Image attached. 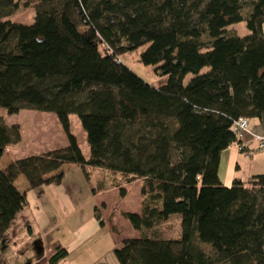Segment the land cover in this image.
Here are the masks:
<instances>
[{
    "label": "trees",
    "instance_id": "trees-1",
    "mask_svg": "<svg viewBox=\"0 0 264 264\" xmlns=\"http://www.w3.org/2000/svg\"><path fill=\"white\" fill-rule=\"evenodd\" d=\"M18 7L0 0V108L54 114L67 146L0 169V258L26 205L17 178L59 185L61 168L76 165L142 181L140 213L122 214L141 235L113 251L118 264H264V175L224 187L218 174L221 154L241 143L234 121L256 119L264 134V0H40L31 25L6 20ZM243 22L249 35L228 32ZM144 46L139 61L164 79L158 87L119 61ZM19 142L0 118V159ZM174 215L179 239L144 235ZM67 256L54 243L33 264Z\"/></svg>",
    "mask_w": 264,
    "mask_h": 264
},
{
    "label": "rangeland",
    "instance_id": "rangeland-1",
    "mask_svg": "<svg viewBox=\"0 0 264 264\" xmlns=\"http://www.w3.org/2000/svg\"><path fill=\"white\" fill-rule=\"evenodd\" d=\"M39 1L14 0V2L19 3V7L6 20L15 24L31 25L34 21L35 7ZM227 30L240 37L249 35L244 22L234 24ZM262 30L264 32V24ZM146 47L119 56V61L146 84L158 87L164 79L155 74L154 67L145 66L139 61V56ZM100 49L103 51L102 47ZM190 79L191 76H187L184 84H187ZM0 118L7 126H18L21 132V142L6 148L3 158L0 160V167H5L9 162L15 160L39 156L60 149L61 144L64 147L67 146V137L57 117L52 113L23 110L18 114L9 115L5 109L0 108ZM69 122L71 135L76 139L83 156L88 159L89 147L86 134L78 118L70 116ZM61 139L63 142H60ZM234 152L239 154L240 151L235 149ZM242 157L245 158V156ZM250 160L247 157L243 161L234 162V170L239 171V177L245 181L251 177L252 174L249 173L254 167V163H250ZM71 167L61 169L65 179L60 186L46 185L41 188L43 193L40 200H37L36 197L39 190L27 192L26 207L8 231L9 255L4 254L0 258V264H33L46 257L48 253L47 249L44 253L42 252V256L38 257L39 250L41 248L43 250L44 247L48 248L54 243H59L68 252L67 258L59 264H96L99 261H101L99 264H118L112 255L113 247L108 248L110 235L107 234V227L99 228L100 225L98 222L96 225L93 217L94 207L98 204L101 205V203L108 204H106V210L101 216L103 223H107L115 230L119 242L127 238L140 237L141 232L132 229L122 214L133 213L134 209L138 207L140 199L142 203V197L139 193L142 186L136 184L127 189L125 185L131 182L126 177L103 169L97 170L100 174L98 176L101 177L99 183L95 181L97 176H94L95 179L90 178V181L87 182L86 174L81 168H79L81 170H76ZM92 169L94 168H85L88 175L92 173ZM78 171L80 178L77 177ZM95 174L93 173V175ZM103 176L105 177L103 178ZM220 177L224 187H231L232 182L226 185L225 182H222L225 181V155L221 159ZM24 182L26 184V180L20 176L15 186L22 190L24 189ZM105 186H109V188H105ZM102 187L108 191L106 195L101 193L100 196H92V189H102ZM124 197L125 199L122 200ZM31 219L34 225V234L29 233L26 229L30 226L29 221ZM80 226L82 231L77 230ZM97 228L99 229L95 233ZM74 231L76 234L73 233ZM180 232V216L174 215L168 221L156 225L151 230L144 231V235L167 240L179 239ZM78 234L79 236H76ZM87 234L90 237L85 238ZM14 242L18 244L15 248H13Z\"/></svg>",
    "mask_w": 264,
    "mask_h": 264
},
{
    "label": "crops",
    "instance_id": "crops-1",
    "mask_svg": "<svg viewBox=\"0 0 264 264\" xmlns=\"http://www.w3.org/2000/svg\"><path fill=\"white\" fill-rule=\"evenodd\" d=\"M253 134H256V135H261V134H263V131H262V127H261V125H260V123H259V121L258 120H250L249 121V133H246L244 136H243V139L241 140V145H242V147H243V151L242 152H239L238 151V149L236 148V145H233V146H231L229 149H227V150H225L222 154H221V159H222V157L225 155V181H222V182H225V185L227 184V183H229V182H233V180L234 179H240V180H242V178L241 177H239V171L237 172L236 170H234L235 168H234V162H239V161H243V160H245V159H247V157H249L251 160V162L250 163H254V167L252 168V170H251V172L249 173V174H252L251 175V177L252 176H257V175H264V155L263 154H261V153H259L257 150H256V144L254 143V142H252V135ZM60 142H63V140L61 139L60 140ZM10 147V146H9ZM64 147V145H62L61 144V147L60 148H63ZM8 148V147H7ZM235 149H237V151L239 152V154H237V152H234V150ZM6 151V150H5ZM242 153V154H241ZM242 156H245V158H243ZM2 158H3V156H2ZM1 158V159H2ZM0 159V160H1ZM221 159H220V165H221ZM12 162H14V161H12ZM12 162H9L5 167H0V169H5L9 164H11ZM220 165H219V171H218V174H219V178H220V180H221V177H220ZM69 166H72L73 167V169H78V170H81V169H79L80 167H78V166H76V165H64L62 168H64V167H66V168H68ZM71 167V168H72ZM61 168V169H62ZM237 168L239 169L240 167H239V165L237 164ZM75 170V171H76ZM98 169H92V173L90 174V175H88V173L86 172V174H87V176H86V179H87V182H89L90 181V178L92 179V178H94V176H97L96 177V179H95V181L97 182V183H99V181L101 180V177H99L98 175H100L99 174V172L97 171ZM60 172H61V170H60ZM62 174H63V172H61ZM93 173H96L95 175H93ZM58 174V172L57 173H54V174H52L51 176H55V175H57ZM103 175V174H102ZM77 177H79L80 178V175H79V171L77 172ZM105 176H103V178H104ZM109 177V176H108ZM250 178V177H249ZM248 178V179H249ZM20 179V177H18L17 178V180L15 181V183L14 184H16V182L18 181ZM64 179H65V176H64V174H63V178H62V180H61V183L58 185V186H60L63 182H64ZM244 180V179H243ZM242 180V181H243ZM245 181V180H244ZM115 184H119V183H115ZM136 184H139L140 185V187L142 186V181L141 180H137V181H135V182H131V183H129V184H126L125 186L127 187V189L128 188H130L131 186L133 187L134 185H136ZM51 185H55V184H50V185H47V186H51ZM43 186H46V185H43ZM43 186H41V187H39V188H37V191L39 190V192H38V194H37V200H40V196L42 195V193H43V191H42V187ZM17 187V186H16ZM91 188V187H90ZM105 188H109V186H105ZM104 187H102V189H100V188H96V189H92L91 191H92V196H94V197H97V195H101V193L103 194V195H106V193L108 192V191H106V189H105ZM119 188H120V186H119ZM142 188V187H141ZM18 189V188H17ZM19 190V192L21 193V194H24L25 195V199L27 200V192L28 191H30V190H35V189H30L29 188V186H28V184H27V182H26V184H25V182H24V189H22V190H20V189H18ZM108 190V189H107ZM116 189L114 188V191H115ZM128 191V190H127ZM140 193V195H141V191L139 192ZM142 197V196H141ZM43 198V197H42ZM125 199V197L122 199V200H124ZM27 204V203H26ZM107 204V203H106ZM105 203H101V205H96L94 208H97L98 209V214L100 215V217L104 214L103 213V211L105 212V210H106V206L108 205H106ZM25 207H26V205H25ZM24 207V208H25ZM24 210V209H23ZM23 210H22V212H23ZM140 211H141V199L139 200V202H138V207L137 208H135L134 209V211H133V213H140ZM21 212V213H22ZM93 215H94V212H93ZM94 217V216H93ZM94 219H95V217H94ZM101 220H102V217H101ZM103 221V220H102ZM95 222H96V225H97V220L95 219ZM29 224H30V228H31V233L32 234H34L35 233V231H34V225H33V222H32V219H31V221H29ZM99 224V223H98ZM106 225H108L107 223H104V225L102 226V227H100L99 226V228H103V227H107V229H108V231H107V234L108 235H110L109 237V239H110V241H109V243H110V245H109V247L108 248H110V246L111 247H113V249H112V255H113V251L116 249V248H118L120 245H121V243H122V241H118V237H117V235H116V233H114V232H112L111 231V227L108 225V226H106ZM99 228H97L96 230H95V233H96V231L99 229ZM78 231H82V229H81V226L77 229ZM101 230V229H100ZM99 230V231H100ZM98 231V232H99ZM74 234H76V231H74L73 232ZM94 233V232H93ZM92 233V234H93ZM76 236H79V234L78 235H76ZM88 237H90L88 234L85 236V238H88ZM128 239V238H127ZM85 240V239H84ZM112 240V241H111ZM125 240V239H124ZM112 243V244H111ZM14 244V246H13V248H15V247H17L18 246V244L16 243V242H14L13 243ZM48 248H46V247H44L43 248V250H42V248L39 250V253L37 254L38 255V257H40V256H42L43 255V253H44V251L45 250H47ZM109 250V249H108ZM9 251V250H8ZM35 252V251H34ZM43 252V253H42ZM8 253V252H7ZM8 255H9V253H8ZM114 256V255H113ZM101 261H99L98 263H96V264H99Z\"/></svg>",
    "mask_w": 264,
    "mask_h": 264
},
{
    "label": "built area",
    "instance_id": "built-area-1",
    "mask_svg": "<svg viewBox=\"0 0 264 264\" xmlns=\"http://www.w3.org/2000/svg\"><path fill=\"white\" fill-rule=\"evenodd\" d=\"M231 131L233 132L235 137L241 141L243 139V136L246 133H249L247 120L243 118H239L238 120L234 121L231 127ZM252 142L256 144L257 151L264 155V134L261 135L253 134ZM236 148L240 152L243 151V147L241 144L236 145Z\"/></svg>",
    "mask_w": 264,
    "mask_h": 264
}]
</instances>
